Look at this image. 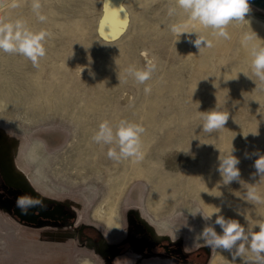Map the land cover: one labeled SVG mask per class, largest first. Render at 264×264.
Instances as JSON below:
<instances>
[{
	"label": "rangeland",
	"instance_id": "1",
	"mask_svg": "<svg viewBox=\"0 0 264 264\" xmlns=\"http://www.w3.org/2000/svg\"><path fill=\"white\" fill-rule=\"evenodd\" d=\"M123 3L127 27L107 40L98 31L104 0H41L43 23L31 0L16 9L0 0V18H21L49 33L39 68L0 52V264H211L213 258L242 264L194 238L189 227L199 233L205 221L190 213L221 208L245 226V217H264V203L246 202L241 186L254 183L264 196V178L254 167L264 154V86L253 81L241 44L246 31L264 41V25L255 22L264 21V8L249 1L246 21L232 22L225 40L190 21L176 0ZM182 22L212 47L199 52L175 36L170 27ZM144 53L157 64L147 95L145 85L118 78L129 64L142 68ZM216 103L225 105L229 120L209 135L200 117ZM122 118L144 127L147 161L114 162L109 145L92 140L100 122ZM38 142L36 158L29 150ZM232 146L242 181L223 186L217 158ZM20 197L60 207L61 219L24 220L16 214Z\"/></svg>",
	"mask_w": 264,
	"mask_h": 264
},
{
	"label": "clouds",
	"instance_id": "2",
	"mask_svg": "<svg viewBox=\"0 0 264 264\" xmlns=\"http://www.w3.org/2000/svg\"><path fill=\"white\" fill-rule=\"evenodd\" d=\"M20 5L21 0H10L12 9H16ZM176 5L183 10L190 21L197 22L204 29H212L215 36L225 40L231 39V35L227 31L228 26L232 22L246 21L245 16L250 11L249 0H176ZM41 6V0H31L32 11L36 14L37 19L43 23L47 17L41 13ZM175 11V8L170 7L168 15L171 17ZM170 31L179 39L184 35L199 52L202 48L212 47V41L194 25L190 27L188 23H176L171 25ZM193 34L196 35L194 40L191 39ZM48 35L49 33L44 30H33L21 18L15 20L0 18V52L23 56L30 60L35 68H39L41 58L46 55L44 45ZM241 44L248 49L251 57V72L256 79L250 78L256 86L257 82L260 86H264V41H258L254 31H246L242 34ZM143 55L145 63L142 68H138L135 64H129L118 78L119 83L127 82L128 78H132L136 83L145 85L144 93L147 95L151 93L152 89L146 82L152 78V74L157 69V64L155 59L149 58L147 53ZM224 107L225 105L216 103L213 109L202 112L200 125H202L204 133L212 135L225 128L229 120V111L224 110ZM144 132L145 129L141 124L128 119H119L115 125L104 120L99 123L92 140L97 144L109 145L107 158L114 162L122 160L139 162L144 157L141 142V136ZM113 144L115 147H112ZM219 152L217 171L221 177V184L229 186L234 181L241 184V174L238 167L240 161L233 154V146L230 150L223 153L219 150ZM254 167L256 169L255 175L264 178V154L255 159ZM241 186L245 189L244 198L246 202L264 203V196L259 193L254 183L241 184ZM40 205V201H33L25 197H20L17 200V206L25 214L29 207ZM190 214L192 216L199 214L205 221V225L199 233H195V230L189 227V231L194 232V238L198 237L205 246L227 251L233 259L242 261V264H264V217L256 222L247 220L245 217V226L237 219L226 218L221 214V208L209 210L207 214L201 211ZM237 214L241 215L239 212ZM213 217H215L214 221ZM215 226H219L221 229L219 233ZM257 228L258 230H256Z\"/></svg>",
	"mask_w": 264,
	"mask_h": 264
},
{
	"label": "bare ground",
	"instance_id": "3",
	"mask_svg": "<svg viewBox=\"0 0 264 264\" xmlns=\"http://www.w3.org/2000/svg\"><path fill=\"white\" fill-rule=\"evenodd\" d=\"M255 4H257L258 6H261L264 8V5L255 2L254 0H249ZM128 20H129V12L127 7L125 6V4L123 3V0H104V14L100 20L99 26H98V31L101 35H103V37L107 40H113L117 37H119L121 34H123V32L125 31L127 24H128ZM255 22L260 24V25H264V21L261 19H255ZM40 65V64H39ZM61 68V67H60ZM62 69V68H61ZM66 77V76H65ZM98 129V128H97ZM89 138V137H88ZM89 141V139H88ZM91 143V142H90ZM89 144V143H88ZM95 145V144H94ZM42 148V144L41 143H36L35 146L31 147V149L29 150V154L33 157H38V152L41 153L42 150H40ZM41 152H40V151ZM93 152V151H91ZM90 157V156H89ZM145 161H147V159L150 158H143ZM126 164V163H125ZM124 165V164H123ZM87 167V166H86ZM85 167V168H86ZM124 167V166H123ZM122 167V168H123ZM125 168L128 169L130 168V164L127 163L125 165ZM83 171V170H82ZM68 172V171H67ZM85 172V171H84ZM139 173V171H138ZM141 174V173H140ZM117 176V175H116ZM122 179V178H121ZM157 192V191H156ZM157 194V193H156ZM163 194V193H162ZM186 197V196H185ZM176 202V201H175ZM101 204V203H100ZM191 204V203H190ZM174 205V204H173ZM172 205V206H173ZM187 206V205H186ZM185 206V207H186ZM189 206V205H188ZM98 207V206H97ZM100 208V210L102 211V206L98 207ZM21 210V209H18ZM113 210V209H112ZM99 213V211H97ZM111 215H113L114 210L112 212H110ZM99 215H103V213L100 212ZM156 215V214H155ZM107 218V216H106ZM113 216L109 217V219L107 220L109 223H112L113 221ZM257 230V229H256ZM218 255V253H217ZM215 257V256H214ZM218 257V256H216ZM223 259V258H222ZM218 260V259H217ZM215 258L212 259L211 264H219Z\"/></svg>",
	"mask_w": 264,
	"mask_h": 264
},
{
	"label": "flooded vegetation",
	"instance_id": "4",
	"mask_svg": "<svg viewBox=\"0 0 264 264\" xmlns=\"http://www.w3.org/2000/svg\"><path fill=\"white\" fill-rule=\"evenodd\" d=\"M33 201H37L35 198L32 199ZM20 207L16 208V214L23 218L26 221L32 222V223H38L41 219H49L52 221H58L61 218L58 217L60 214L57 213L60 211V207H57L55 210L51 208H47L45 205L41 203L40 206L37 207H29L27 209V212H23ZM63 213V211H61ZM62 215V214H61Z\"/></svg>",
	"mask_w": 264,
	"mask_h": 264
},
{
	"label": "water",
	"instance_id": "5",
	"mask_svg": "<svg viewBox=\"0 0 264 264\" xmlns=\"http://www.w3.org/2000/svg\"><path fill=\"white\" fill-rule=\"evenodd\" d=\"M254 1L264 5V0H254Z\"/></svg>",
	"mask_w": 264,
	"mask_h": 264
}]
</instances>
